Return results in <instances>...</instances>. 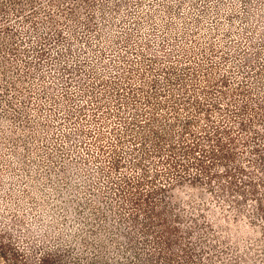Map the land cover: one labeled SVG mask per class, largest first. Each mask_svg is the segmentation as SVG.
Returning a JSON list of instances; mask_svg holds the SVG:
<instances>
[{
	"label": "rangeland",
	"instance_id": "obj_1",
	"mask_svg": "<svg viewBox=\"0 0 264 264\" xmlns=\"http://www.w3.org/2000/svg\"><path fill=\"white\" fill-rule=\"evenodd\" d=\"M0 264H264V0H0Z\"/></svg>",
	"mask_w": 264,
	"mask_h": 264
}]
</instances>
